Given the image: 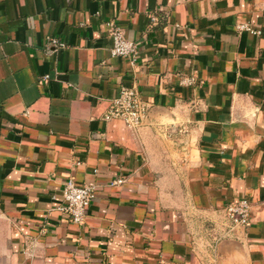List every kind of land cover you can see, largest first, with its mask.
Returning <instances> with one entry per match:
<instances>
[{"label":"crops","instance_id":"obj_1","mask_svg":"<svg viewBox=\"0 0 264 264\" xmlns=\"http://www.w3.org/2000/svg\"><path fill=\"white\" fill-rule=\"evenodd\" d=\"M123 86L137 130L106 119ZM69 179L96 187L82 226ZM0 264H264V0H0Z\"/></svg>","mask_w":264,"mask_h":264},{"label":"built area","instance_id":"obj_2","mask_svg":"<svg viewBox=\"0 0 264 264\" xmlns=\"http://www.w3.org/2000/svg\"><path fill=\"white\" fill-rule=\"evenodd\" d=\"M156 21V19H154ZM240 30H248L252 33L254 31L249 25H240ZM109 37L112 40L111 54L114 57L127 58L132 66L136 65L137 56L139 54L138 45L129 40L124 31L113 23H109ZM52 44L59 48L64 45L53 40ZM49 76L44 79L47 81ZM195 78L189 77L184 80L186 85H194ZM148 104H146L138 91L133 87L123 86L120 88L116 97L112 100V105L106 114V119H119L132 130L139 129L148 113ZM124 181L118 180L116 183L121 184ZM96 197V187L91 185H77L74 179H69L62 189V203L58 207L65 215L68 216L70 221L77 225H84L88 209ZM251 205L247 199H242L230 203L224 209L226 229L224 237L226 238L233 234L237 228L249 227L251 222Z\"/></svg>","mask_w":264,"mask_h":264}]
</instances>
